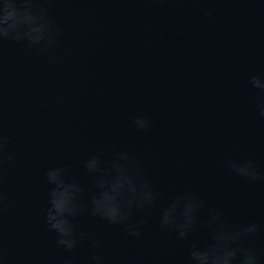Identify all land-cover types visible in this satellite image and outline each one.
Masks as SVG:
<instances>
[{"label":"water","instance_id":"water-1","mask_svg":"<svg viewBox=\"0 0 264 264\" xmlns=\"http://www.w3.org/2000/svg\"><path fill=\"white\" fill-rule=\"evenodd\" d=\"M45 7L63 27L56 50L67 54L63 65L14 41L3 46V125L15 159L4 165L10 208L0 264H63L68 254L44 221L46 169L70 164L87 199L97 189L83 162L121 150L141 162L160 200L136 210L146 219L140 237L98 217L76 218L79 231L103 239L105 264H190L193 240L208 241V207L233 224L262 226L254 243L264 264V182L225 164L249 158L264 172L261 97L248 83L264 75V0H52ZM138 115L151 118L148 129L134 127ZM179 192L206 201L189 240L159 224ZM94 251L85 242L71 255L90 264Z\"/></svg>","mask_w":264,"mask_h":264},{"label":"clouds","instance_id":"clouds-1","mask_svg":"<svg viewBox=\"0 0 264 264\" xmlns=\"http://www.w3.org/2000/svg\"><path fill=\"white\" fill-rule=\"evenodd\" d=\"M51 2L0 0V66L5 41L25 45L30 52L45 56L52 65L59 66L66 62L67 54L58 55L56 51L60 46L63 27L45 7ZM203 14L211 17L214 10L204 9ZM248 83L261 97L255 107L264 117V75L252 74ZM60 103V99H57L56 104ZM132 124L138 131H144L150 127L151 118L138 115L133 118ZM10 142V136L4 131L0 95V261L4 259L3 216L10 208L4 191V165L15 159V152L9 150ZM225 164L236 176L264 182V172L252 159H227ZM83 168L91 175L97 189L87 199L80 181L71 176L70 164L46 169L44 175L50 187L44 221L47 230L55 234L56 245L68 254L63 264H75L71 253L85 242L95 249L90 264H105L103 239L90 232L79 231L76 218L85 214L98 217L110 225H122L130 237H140L146 219L136 218L135 212L137 209H154L160 194L151 185L141 162L126 150L117 152L110 160L102 154H91L83 162ZM205 208L204 199L189 192H179L161 209L160 227L175 233L178 239L189 240L201 227L200 214ZM202 227L208 234V241L202 245L198 240H193L188 251L190 264H261V255L254 243L262 231L260 224H233L223 212L208 207Z\"/></svg>","mask_w":264,"mask_h":264}]
</instances>
